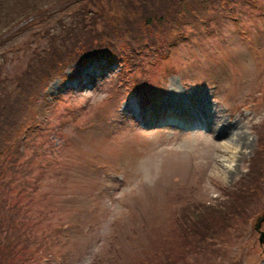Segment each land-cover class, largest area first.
<instances>
[{"label":"rangeland","instance_id":"1","mask_svg":"<svg viewBox=\"0 0 264 264\" xmlns=\"http://www.w3.org/2000/svg\"><path fill=\"white\" fill-rule=\"evenodd\" d=\"M147 2L0 0V218L21 255L9 263L144 264L216 217L223 236L198 264H264V0L172 2L164 24L180 27L165 38L144 31L163 10ZM140 99L145 114L123 110ZM207 118L247 146L225 149ZM194 120L208 132L179 127ZM230 210L243 219L223 227Z\"/></svg>","mask_w":264,"mask_h":264},{"label":"trees","instance_id":"2","mask_svg":"<svg viewBox=\"0 0 264 264\" xmlns=\"http://www.w3.org/2000/svg\"><path fill=\"white\" fill-rule=\"evenodd\" d=\"M143 1V0H142ZM147 1V0H146ZM182 2V4H184L186 1H191V3L195 4L196 7L202 8L200 9L201 12H203V10L207 9L210 6L216 5L221 3V1L224 2H228V5H231L228 8L229 12H233V10L236 8V6L238 5V0H149V4L152 5H146V7L149 6H155L157 3V6H162L163 10L159 12L160 16L158 15V17L156 16H152L151 15V20L149 23H152L151 25L149 24L148 26H143L144 27V31L147 29H152L153 30V34H151V36H153V38H165L166 36H170L171 33V29L173 27H180V25H172V24H168L165 25L164 23H167L168 19L172 18L171 16L174 14L175 10L173 11V13L171 14V5L172 2ZM145 3V4H147ZM144 4V3H143ZM227 6V5H226ZM156 10V8H155ZM182 12H186L187 9L184 7L182 10H180ZM153 14V11H150ZM148 16V15H146ZM167 16V19H164L163 17ZM164 19V20H163ZM111 43H113L112 40H108L107 42L104 43L103 48L108 47ZM128 49H132L131 47H128ZM96 50V49H95ZM94 49H92L91 51H88L86 49H80V51L78 52V55L80 58L82 57H88V56H92L95 52ZM115 54V52L113 53ZM110 55V53L108 54ZM53 69L51 68L49 71L44 72V74L41 77L36 78V80H38V84L40 87H38L34 92V94L32 95V100L28 103L29 106L32 105L33 102V98L38 97L39 94V90H41L42 88H45L46 82L48 81V79L50 78V76L53 73ZM43 77V78H42ZM28 85V82L26 83ZM21 120L17 119L16 121L12 118V127L11 130H14L16 128V126L18 124H20ZM8 137V131H4L0 134V155L4 153V142L7 140ZM262 144V143H261ZM264 149V144H263V148ZM16 147H11L10 152L15 151ZM264 152H261V154ZM257 163H259L257 161ZM5 172V170H4ZM2 174V175H1ZM3 179V173L0 170V183L2 182ZM243 190H245L246 192H244V195L249 196L250 194H248L247 192H251V191H257V185L251 184L249 186H247L246 188H243ZM229 209V208H228ZM228 209H225L228 210ZM232 209V208H231ZM209 210L205 207L204 210H201L202 215H196L197 219H200L198 222H200L203 218L207 217V216H211L213 215V213H211ZM200 212V211H199ZM224 212V211H223ZM221 212V214L223 213ZM239 213H237L235 210H230L227 212V214H224V216H222L221 220H225L227 223L223 224V227H231L232 224L236 221V218L240 217L239 220L243 219V217L240 215L238 216ZM238 216V217H237ZM216 219V217H214ZM219 218V217H218ZM11 219V221L9 220ZM215 219H207L206 223H204L202 221V223L200 224V226L195 227L196 228H201L200 232H194V230L192 232H190L188 235L190 238L188 237H184V239H181L180 243L177 244H172V245H168V246H157V249L153 250L151 252V255L149 256V258L144 261V264H180V263H187V264H198L201 261H203L204 257H205V253L211 252L212 251V244L210 245L209 242H207L210 238H215L218 239L219 237H222L223 234H220V231L222 228H218L216 225L211 226V224L213 223V221ZM14 219L12 217H5V218H0V228L3 229V235L4 237H0V250H2L3 255H2V259L0 260V264H11L9 263L7 260L9 258H11L9 255L11 254V252L13 251L15 253L16 259L21 256L18 255L17 252L14 249V244L10 239L9 234H7L8 230L14 229L16 228L15 222H13ZM25 223V219L21 218V224ZM36 224L37 221H35ZM2 235V236H3ZM226 241V240H225ZM224 243V242H223ZM220 245V244H219ZM188 246V247H187ZM6 247V248H5ZM159 247V248H158ZM10 249V250H8ZM8 250V252H7ZM22 254H26V253H22ZM22 258L18 259L21 260ZM35 260V259H32ZM31 260V261H32ZM192 260H197V262H193Z\"/></svg>","mask_w":264,"mask_h":264},{"label":"bare ground","instance_id":"3","mask_svg":"<svg viewBox=\"0 0 264 264\" xmlns=\"http://www.w3.org/2000/svg\"><path fill=\"white\" fill-rule=\"evenodd\" d=\"M181 32H179L178 34H180ZM181 38V36H180ZM161 80H163L164 84L166 83H169V78L167 77H163ZM126 106V107H125ZM145 105H143V103L141 102V99L137 101V104L136 102L135 103H132L130 102V100L127 102V104L124 105L123 107V110L125 108V111L126 112H129L131 114H139L142 113L145 114V110L147 109ZM213 119H216L214 118V116L212 117ZM217 123H215L214 125V122H211V121H208V118H207V123L208 125L213 128V125L215 126L214 128V131L217 132V136L219 138H222V139H225L227 140V146L225 145V149L227 148H231V149H235L237 150L238 147H240V151L245 148L247 146V142H246V139L244 138V136L242 135V132L240 133L239 131L238 132H231V128L233 126V123H226L224 124L225 122H223V120H221L220 118H217ZM220 124H222L220 126ZM220 128V130H219ZM219 130V131H218Z\"/></svg>","mask_w":264,"mask_h":264},{"label":"water","instance_id":"4","mask_svg":"<svg viewBox=\"0 0 264 264\" xmlns=\"http://www.w3.org/2000/svg\"><path fill=\"white\" fill-rule=\"evenodd\" d=\"M264 215L260 217V220L263 219ZM259 222L256 223V229H258ZM260 243L264 241V231L261 232L260 237H259Z\"/></svg>","mask_w":264,"mask_h":264}]
</instances>
